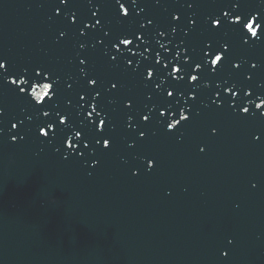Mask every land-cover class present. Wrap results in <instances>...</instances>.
Returning a JSON list of instances; mask_svg holds the SVG:
<instances>
[{
  "label": "water",
  "instance_id": "water-1",
  "mask_svg": "<svg viewBox=\"0 0 264 264\" xmlns=\"http://www.w3.org/2000/svg\"><path fill=\"white\" fill-rule=\"evenodd\" d=\"M121 2L129 6V0ZM138 2V14L122 18L115 0H93L97 5L69 0L71 11L78 13L74 23L64 18L68 9L59 0H0V60L6 61L10 71L42 66L58 75L61 107L72 112L77 128L91 110L83 101L77 104L86 88L77 57L87 58L88 71L100 76L105 87L108 81H118V91L105 92L100 105L111 119L110 150H102L94 141L87 150L73 141L77 147L69 150L62 143L67 139L63 134L40 137L38 125L43 117L36 114L30 97L19 93L16 85L0 81V108L4 110L0 116V233L5 238L12 236L17 249L21 239L27 238L28 218H35H25V208L34 210L31 202L36 200L42 210L38 229L43 233L45 226L54 245L31 246L37 250L31 251L35 252L31 261L40 256L42 264H126L128 260V264H264V116L260 115L264 109L255 108L258 97L264 98V42L243 45L239 34L229 29L210 30V18L228 11L231 0ZM243 2L249 10L264 11V0ZM93 6L100 7L95 18ZM173 14L181 16L175 34L170 32V26L177 23ZM190 16L196 19L197 28L185 37L183 29ZM96 18L101 19L103 30L101 26L85 29L87 35L80 36V21L94 23ZM148 19L153 20L149 35L168 49H160L153 40L150 51H160L162 63L163 56L171 60L178 46L182 59L188 55L200 60L203 41L226 40L230 44L226 55L241 64L235 69L226 63L218 75L205 71L203 82L211 86L199 89L197 100L189 101L193 115L172 131L159 121L158 112L148 123L124 107L123 101L130 98L137 112L146 113L145 104L151 107L162 102V97L154 95L149 102L146 94H152V86L146 88L143 78L132 70L135 63L125 70L123 59L112 63L107 55H116L110 44L115 36L138 30ZM109 29L106 38L104 31ZM157 30L166 35H156ZM80 43H87L88 48L81 50ZM126 56L131 58V53ZM141 59L138 56L137 62ZM221 80L234 82L243 91L236 96L224 92L216 96L215 86ZM170 83L166 81L163 87ZM19 87L31 91L29 85ZM245 91L250 95H244ZM69 100L71 107L67 106ZM243 107H249V113H241ZM129 115L135 119L128 120ZM29 116L33 118L29 120ZM12 123L19 129L16 141L11 139L17 134ZM139 130L145 131L146 138L138 136ZM148 160L154 161L152 168L147 166ZM6 181L15 182L17 188L1 187ZM13 213L22 215L20 223H11ZM63 228L65 235L58 231ZM88 236L86 246L73 238ZM28 237L36 239L35 235ZM4 253H0V264H13L14 257ZM145 254L150 260L139 256Z\"/></svg>",
  "mask_w": 264,
  "mask_h": 264
},
{
  "label": "snow or ice",
  "instance_id": "snow-or-ice-1",
  "mask_svg": "<svg viewBox=\"0 0 264 264\" xmlns=\"http://www.w3.org/2000/svg\"><path fill=\"white\" fill-rule=\"evenodd\" d=\"M60 5L68 11L64 14L65 19H71L74 23L76 22L77 12L71 11L69 0H59ZM115 3L119 5L118 12L122 18H130V16L136 13V9L139 7L138 0H129V6L125 7V3L121 0H115ZM159 3V0H157ZM89 5H97L93 3V0H89ZM189 8H192L191 3L188 4ZM96 10L92 12V18H95L100 7L93 6ZM130 9L132 13H130ZM60 8L56 9L57 15H60ZM143 11V9H141ZM172 20L177 23L170 26V32L175 34L181 21V16L178 14L172 15ZM259 21V22H258ZM83 24V28L79 29V35L84 37L87 35L85 29H96L97 26L101 25V19L96 18L95 22L91 21H80ZM153 25V20L148 19L143 23L139 24V29L130 33H123L115 36L113 41H110L111 48L115 50L116 55H112L109 52L108 58L112 63L123 59L124 68L127 70L129 67H135L132 69L138 75L143 78L145 87L152 86V94H146V98L149 102L153 101V96L158 95L162 97V102L152 104H145L147 109L145 112H137L136 106L133 100L126 98L123 103L124 107L131 112L135 113V116H139L142 122L151 123V119L154 112H158V119L165 126L167 131L176 130L178 125L182 122L187 123L190 117L193 115V108L189 106V101L197 100L196 93L201 87L208 88L210 83L205 84L203 73L209 71L212 75H218L224 70L226 63H232L235 69L241 67L240 63L231 61L228 57L230 52V44L226 40H206L203 41V46L200 48L202 53L200 60H193L190 56L185 55L182 59L179 53L180 47L176 54L169 60L168 57L163 56L160 51H155L154 54L150 49H154L153 40L155 44H158L160 49L168 51L166 45L155 39V36L149 35L147 29L148 26ZM264 11L261 10H249L243 0H231L228 11H222V14L215 18H210V30L216 32H224L225 29H229L234 33L239 34L241 43L243 45L256 44L258 42H264ZM197 28V21L193 17H188L186 28L183 29L185 37L190 36L192 32ZM111 30L104 31V36L107 38L110 35ZM61 36H65V32L60 33ZM156 35L164 37L166 32L156 31ZM103 43V41H100ZM181 44L185 45L184 53L187 54L188 48L185 41L182 40ZM123 46V48L121 47ZM136 51H133V47ZM95 48V44L92 45ZM79 48L85 50L88 48L87 43H80ZM144 49L141 51V49ZM131 53V58H127L126 54ZM145 53H148L147 55ZM142 59L137 62V57ZM149 56L152 57L149 60ZM80 67L79 71L81 76L86 82V88L82 94H79V101H83L90 107V111L84 117L82 126L77 128L73 121V114L71 111H66L61 107L60 103V92H61V80L58 75L52 73L49 69L42 66H35L31 69L13 70L10 71L6 67V61L0 60V81H6L11 85H16L19 88V93L25 94L30 97V103L37 115H42L43 121L38 125V135L43 138L52 139L59 134L67 136V139L63 140L62 143L67 146L69 150L77 147L73 141H78L83 144L85 150L89 148V144L93 141L95 145L100 146L102 150H110V141L113 139L112 135L109 134V130L112 128L111 119L108 112H105L101 107V103L105 99V92L112 94L114 91H118V81H108L105 87V82L101 80V77L95 74H90L87 68V58H79ZM191 61V63H189ZM224 61L225 63H222ZM141 65H143L141 71ZM252 68H256L257 65L253 63ZM30 73V74H29ZM27 77V78H25ZM246 79L251 80V76H246ZM166 81H171L168 87H163ZM179 82V83H178ZM20 85H29L31 88L30 92H27L24 87ZM55 85V90H54ZM182 85V86H181ZM215 95L219 96L221 92L231 93L232 96H236L237 91H243L242 88L238 87L236 83H229L227 80H221L216 84ZM71 88V85H68ZM234 89L236 91H234ZM175 93V95H174ZM244 95H250L249 92H244ZM85 97H89L85 100ZM47 98V101H46ZM171 98V99H169ZM259 103H255L256 109H264V98H259ZM183 101V103H182ZM111 103V101H109ZM215 103V101H213ZM249 105L253 101H248ZM67 106L71 107L72 102L69 100ZM174 106V107H173ZM98 108L100 109L98 111ZM168 113L166 116L165 113ZM241 113H249V107H243L240 109ZM81 113H76L79 116ZM4 115L3 108H0V116ZM261 116H264V110L260 112ZM134 115H129L128 120L135 119ZM178 116V118H177ZM33 117L29 116L31 120ZM109 121L106 125L105 121ZM23 125L24 121H19ZM12 129H17V124H11ZM216 130L213 129V132ZM71 135H68V133ZM51 133V135H50ZM19 135V129L17 134L13 135L11 139L17 140ZM138 136L140 138H146L144 130H139ZM21 139L23 137H20ZM257 140L260 137H256ZM134 146V145H132ZM203 151V149H201ZM84 153H80L83 157ZM68 157H65L67 159ZM99 163V161H95ZM147 166L152 168L154 166L153 160H148ZM231 243V241H230ZM225 257L228 256L227 252H224Z\"/></svg>",
  "mask_w": 264,
  "mask_h": 264
}]
</instances>
